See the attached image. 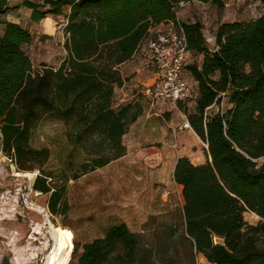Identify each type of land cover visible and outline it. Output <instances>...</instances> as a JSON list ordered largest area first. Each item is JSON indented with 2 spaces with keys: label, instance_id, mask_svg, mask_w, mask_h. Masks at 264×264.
<instances>
[{
  "label": "trees",
  "instance_id": "16d2710c",
  "mask_svg": "<svg viewBox=\"0 0 264 264\" xmlns=\"http://www.w3.org/2000/svg\"><path fill=\"white\" fill-rule=\"evenodd\" d=\"M180 1L194 0H21L12 7L0 0V16L22 6L32 21L65 19V57L33 71L24 50L31 32L0 18V149L18 172L38 171L32 188L49 194L53 215L67 210V177L45 168L51 153L31 144L34 130L47 119L68 125V141L88 151L84 172L122 156V136L141 107H114L115 87L123 84L119 66L136 59L151 27L176 19ZM181 24L189 52L183 76L193 87L177 107L208 156L199 164L176 159L182 228L163 223L158 238L145 239L125 222L113 223L102 236L73 242L75 264H203L201 256L211 264H264V11L220 23L212 47L199 21ZM192 55L200 62L188 63ZM246 211L260 220L249 224Z\"/></svg>",
  "mask_w": 264,
  "mask_h": 264
},
{
  "label": "rangeland",
  "instance_id": "374dc122",
  "mask_svg": "<svg viewBox=\"0 0 264 264\" xmlns=\"http://www.w3.org/2000/svg\"><path fill=\"white\" fill-rule=\"evenodd\" d=\"M17 2L7 0V5L12 7ZM262 11L264 0H222L221 5L194 0L178 9L177 17L181 22L199 21L206 43L212 47L220 23L249 21ZM8 14L32 34V41L24 45V50L31 59L33 71L40 70L43 64L57 67L66 55L64 17L32 21L29 10L24 7L12 9ZM200 60L201 56L192 55L188 63ZM119 70L123 84L115 87L114 107L129 102L141 107V114L122 136L125 147L122 156L84 172L80 164L87 160L88 151L68 141V125L47 119L33 132L31 144L50 150L45 168L57 177H67L66 212L53 215L47 207L49 194L32 188L38 171L34 170L31 178L17 176L18 170L0 149V264H5V260L9 264H43L46 249L52 243L51 225L60 235L58 258L68 252L63 249L68 238L83 244L102 236L109 225L120 221L145 239L158 238V229L163 223L182 228L181 187L173 179L174 164L180 156L196 164L206 162L204 142L191 130L180 128L184 114L172 103L154 101L145 95L149 74L139 60L131 59L120 65ZM191 105L189 101L187 107L191 109ZM223 106L226 103L221 102L219 108ZM243 216L249 224L260 220L249 211ZM186 249L187 246H180L179 252L185 253ZM75 262L76 258L70 255L65 264Z\"/></svg>",
  "mask_w": 264,
  "mask_h": 264
},
{
  "label": "built area",
  "instance_id": "2783aa9c",
  "mask_svg": "<svg viewBox=\"0 0 264 264\" xmlns=\"http://www.w3.org/2000/svg\"><path fill=\"white\" fill-rule=\"evenodd\" d=\"M185 4L180 1L178 9ZM188 54L186 35L177 12L175 20L151 27L149 37L136 55L142 68L149 74L145 95L154 101H168L178 109L177 101L190 94L193 87L183 76ZM180 128L193 132L185 115ZM203 144L207 148V144Z\"/></svg>",
  "mask_w": 264,
  "mask_h": 264
},
{
  "label": "bare ground",
  "instance_id": "6f19581e",
  "mask_svg": "<svg viewBox=\"0 0 264 264\" xmlns=\"http://www.w3.org/2000/svg\"><path fill=\"white\" fill-rule=\"evenodd\" d=\"M15 174L17 176H29L30 178L33 176L32 172H18L16 171ZM178 185V184H177ZM35 229H37V227H35ZM38 230V229H37ZM49 234H50V238L52 239V243L49 245V247H47L48 249H46V257H45V261L43 264H65L66 261L69 259V256L71 255L70 252L73 249V242L68 238V240L66 241L65 245L63 246V249H67L68 252L62 257V258H58V251L60 249V235L58 230L51 225L50 229H49ZM31 238L34 239L33 236H30ZM30 243V242H29ZM28 243V244H29ZM46 243V242H44ZM13 245V244H12ZM28 248V247H26ZM42 248V247H41ZM39 248V249H41ZM44 248V247H43ZM23 249V248H22ZM25 249V248H24ZM28 250V249H27ZM33 250V249H32ZM31 250V251H32ZM30 251V252H31ZM45 251V250H44ZM28 252V251H27ZM34 252V251H33ZM23 253V252H22ZM45 253V252H44ZM28 254V253H27ZM26 254V255H27ZM34 255V253H32ZM25 255V254H24ZM30 255V254H29ZM28 256V255H27ZM32 257V256H31ZM27 258V257H26ZM16 259V258H14ZM27 260V259H26ZM23 262V261H22ZM15 263V261H14ZM24 263V262H23Z\"/></svg>",
  "mask_w": 264,
  "mask_h": 264
},
{
  "label": "crops",
  "instance_id": "0c3cea01",
  "mask_svg": "<svg viewBox=\"0 0 264 264\" xmlns=\"http://www.w3.org/2000/svg\"><path fill=\"white\" fill-rule=\"evenodd\" d=\"M21 2V0H19V2H17L16 4H19ZM10 6V5H9ZM14 6V5H13ZM11 7V6H10ZM22 7V6H21ZM20 8V7H19ZM17 9V8H16ZM11 11V10H10ZM9 11L5 14V15H3V16H0V18H5L6 20H8V21H12V22H17V23H19V20L18 19H16V18H13V16H10L9 14ZM29 14H30V11H29ZM47 18H51L53 21H54V18L52 17V16H48V17H46V18H44V19H42V21L43 22H45V20L47 19ZM0 29H1V24H0ZM176 162V161H175ZM194 163V162H193ZM194 164H196V163H194ZM174 166H175V164H174ZM201 262L203 263V264H211V263H209L203 256H201Z\"/></svg>",
  "mask_w": 264,
  "mask_h": 264
},
{
  "label": "water",
  "instance_id": "95a60500",
  "mask_svg": "<svg viewBox=\"0 0 264 264\" xmlns=\"http://www.w3.org/2000/svg\"><path fill=\"white\" fill-rule=\"evenodd\" d=\"M5 264H9V262L7 260H5Z\"/></svg>",
  "mask_w": 264,
  "mask_h": 264
}]
</instances>
